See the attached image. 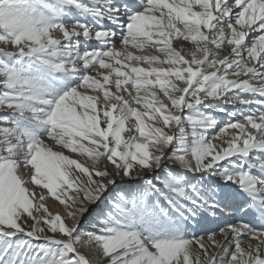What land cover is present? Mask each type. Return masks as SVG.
Segmentation results:
<instances>
[{
  "label": "snow or ice",
  "instance_id": "1",
  "mask_svg": "<svg viewBox=\"0 0 264 264\" xmlns=\"http://www.w3.org/2000/svg\"><path fill=\"white\" fill-rule=\"evenodd\" d=\"M0 264H264V0H0Z\"/></svg>",
  "mask_w": 264,
  "mask_h": 264
},
{
  "label": "bare ground",
  "instance_id": "2",
  "mask_svg": "<svg viewBox=\"0 0 264 264\" xmlns=\"http://www.w3.org/2000/svg\"><path fill=\"white\" fill-rule=\"evenodd\" d=\"M49 207H50V209H51L53 212H55V211H57V210H61L59 207H57V206H53V205H52V203H51V199H49Z\"/></svg>",
  "mask_w": 264,
  "mask_h": 264
}]
</instances>
